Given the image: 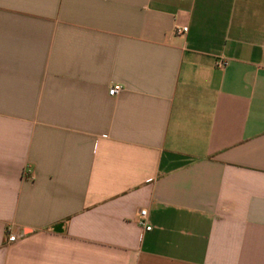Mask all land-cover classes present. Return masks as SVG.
<instances>
[{
	"label": "crops",
	"instance_id": "0c3cea01",
	"mask_svg": "<svg viewBox=\"0 0 264 264\" xmlns=\"http://www.w3.org/2000/svg\"><path fill=\"white\" fill-rule=\"evenodd\" d=\"M0 264H264V0H0Z\"/></svg>",
	"mask_w": 264,
	"mask_h": 264
},
{
	"label": "built area",
	"instance_id": "2783aa9c",
	"mask_svg": "<svg viewBox=\"0 0 264 264\" xmlns=\"http://www.w3.org/2000/svg\"><path fill=\"white\" fill-rule=\"evenodd\" d=\"M186 31H187V28H185V27H183V28H176V29H175V33H176V34H184ZM225 64H226V63H225L224 60H219V61H217L216 66H217L218 68H221V67H223ZM121 91H123V86H122V85H119V84H115V85H113V86H111V87L109 88V90H108V94H109L110 96H116V95H118ZM145 216H146V212H145L144 210L140 211V213H139V219H138L137 224H138L139 226H141L144 230L148 231V230L151 229V226L148 225V224L146 223V221H145ZM7 235H8V237H7V241H8L9 243H11V242H15V241L17 240V236H16L15 234H12V233L10 232V230L7 231Z\"/></svg>",
	"mask_w": 264,
	"mask_h": 264
},
{
	"label": "water",
	"instance_id": "95a60500",
	"mask_svg": "<svg viewBox=\"0 0 264 264\" xmlns=\"http://www.w3.org/2000/svg\"><path fill=\"white\" fill-rule=\"evenodd\" d=\"M58 230V229H57Z\"/></svg>",
	"mask_w": 264,
	"mask_h": 264
}]
</instances>
